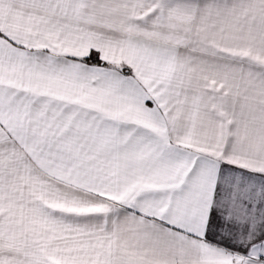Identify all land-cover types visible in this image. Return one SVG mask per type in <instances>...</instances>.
I'll use <instances>...</instances> for the list:
<instances>
[{"label": "snow or ice", "instance_id": "obj_1", "mask_svg": "<svg viewBox=\"0 0 264 264\" xmlns=\"http://www.w3.org/2000/svg\"><path fill=\"white\" fill-rule=\"evenodd\" d=\"M0 264H264V0H0Z\"/></svg>", "mask_w": 264, "mask_h": 264}]
</instances>
